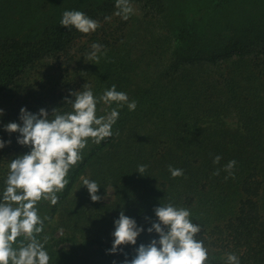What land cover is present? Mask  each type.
Masks as SVG:
<instances>
[{
	"label": "trees",
	"instance_id": "obj_1",
	"mask_svg": "<svg viewBox=\"0 0 264 264\" xmlns=\"http://www.w3.org/2000/svg\"><path fill=\"white\" fill-rule=\"evenodd\" d=\"M229 1L221 8L226 0H215L217 9L205 25L200 11L191 16L180 11L174 18L165 0H136L141 17L108 21L77 53L76 40L83 37L59 22L30 41L0 37V138L11 140L0 150V190L9 161L26 151L16 143L18 133L3 130L8 122L20 123L22 107L33 113L40 108L49 114L54 108L71 111L65 104L69 92L91 87L99 96L114 84L137 108L118 109L113 136L85 148L55 205L38 202L39 214L47 217L44 230L86 167L120 139L123 150L115 151L108 168L137 180L148 217L159 203L173 202L189 209L193 223L201 225L197 239L204 241L215 264H224L229 252L241 264H264V0ZM103 10L85 13L95 18ZM159 23L167 24V31H156ZM142 28L148 33L137 31ZM93 43L103 45L98 61L88 58ZM102 106L97 105L98 115L116 104L104 113ZM230 111L243 125L228 135L221 127ZM216 156L219 163H214ZM231 160L236 165L230 176L224 166ZM141 164L147 165L142 175L137 172ZM170 165L184 174L173 178Z\"/></svg>",
	"mask_w": 264,
	"mask_h": 264
},
{
	"label": "clouds",
	"instance_id": "obj_2",
	"mask_svg": "<svg viewBox=\"0 0 264 264\" xmlns=\"http://www.w3.org/2000/svg\"><path fill=\"white\" fill-rule=\"evenodd\" d=\"M118 15L127 19L133 13L130 0H116ZM60 26L80 33L95 32L100 24L97 20L79 10H65L59 21ZM88 58L98 61L104 55L103 45L93 43ZM74 97V98H69ZM116 104L107 116L97 115V105ZM65 104L71 111L57 112L54 108L49 114L45 108L33 113L26 107L20 109L19 121L8 122L3 130L9 134L18 133L16 143L29 150L17 155L8 163V172L0 190V264H50V255L46 248L47 237H39L44 232L47 217H41L37 204L41 200L55 205L61 192L69 183V171L82 161L84 150L90 140L100 144L113 136V125L119 119L118 109L127 106L135 111L137 102L129 100L127 93L118 91L116 85L106 88L99 96L91 87L84 91L69 92ZM4 109L0 108V117ZM54 118H50L53 117ZM11 144V140L0 138V150ZM216 156L214 163H219ZM235 160L229 161L224 170L231 176ZM147 165H139L137 172L141 175ZM173 178L184 174L183 169L168 168ZM217 174H219L217 172ZM82 186L87 188L93 202L100 201L98 194L100 184L85 178ZM155 219L146 217L150 224L145 229L138 225L135 218L121 211L113 221L111 233L112 245L107 252L125 255L122 264H214L215 257H210L204 241L197 239L202 231L200 224L193 223L189 209L177 206L173 202L159 203L153 209ZM147 232L155 233L148 243L137 245L138 237ZM23 237V239H18ZM124 246L134 247V255L129 260L124 253ZM224 264H241L235 253H226ZM113 264H116L113 261Z\"/></svg>",
	"mask_w": 264,
	"mask_h": 264
},
{
	"label": "rangeland",
	"instance_id": "obj_3",
	"mask_svg": "<svg viewBox=\"0 0 264 264\" xmlns=\"http://www.w3.org/2000/svg\"><path fill=\"white\" fill-rule=\"evenodd\" d=\"M113 1L116 0H0V37L18 38L22 41L36 39L47 27L58 23L65 10L83 12L85 9L104 7V10L99 12L95 18L94 15L91 18L99 22V28L107 24L108 21L111 25V22L122 18L117 14L119 10L112 3ZM227 1L229 0L222 3L221 8L228 6ZM233 1L235 0L229 2ZM236 1L242 3V0ZM243 1L246 2V0ZM165 2L169 14L174 18H177L180 11H185L189 16L200 11L205 25H208V17L212 15L214 9H217L214 7L215 0H165ZM130 5L134 11L129 17L143 15L140 2L130 0ZM86 10L85 12H87ZM90 15L89 13L88 16ZM167 29V24L160 23L155 28L156 31L164 32ZM137 31H140L142 35L148 33L145 28ZM93 33H80L83 38L76 40L77 46L74 47L73 52L77 53L78 47L80 48ZM143 47V45H139L140 50H144ZM105 105L103 103L101 108L103 113V110L109 107V105ZM102 112L100 114H103ZM109 113L110 111L103 115L107 116ZM223 121L225 125L221 129L228 131V135L237 132L243 125V122L233 111L226 112ZM91 143L90 140L88 146ZM121 144V140L118 139L98 159L86 167L67 202L45 228L44 235L40 239L43 241L47 237L45 246L51 257L50 264H113V261L116 264H122L125 259L124 254L120 252L109 254L107 252V249L112 245L113 221L119 217L121 211H124L125 215L135 218L138 225H143L145 229L150 226L145 219L148 217L147 214L143 208L141 209L144 206L145 193L137 180L129 176L125 179L131 182L126 180L125 184L124 177L119 175L121 173L110 171L108 168L111 160L117 157L114 155L115 151L123 150L118 147ZM28 150L26 147L25 152ZM104 167L107 171H104ZM85 178L96 180L100 184L98 192L102 196L100 201L93 202L90 199L87 188L82 186V181ZM137 201L139 202L138 207L136 206ZM139 209L143 214L139 213ZM151 213L153 214L152 218L155 219L154 212ZM155 236V233L150 235L145 231L138 237L136 246H139L140 243H148ZM57 237H67L69 240L59 243L54 239ZM136 246H124V253H127L129 260L135 254L134 247Z\"/></svg>",
	"mask_w": 264,
	"mask_h": 264
}]
</instances>
